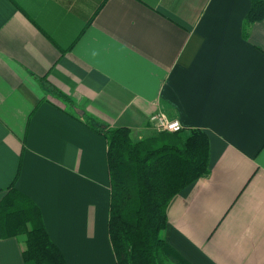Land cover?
<instances>
[{
  "label": "crops",
  "instance_id": "crops-1",
  "mask_svg": "<svg viewBox=\"0 0 264 264\" xmlns=\"http://www.w3.org/2000/svg\"><path fill=\"white\" fill-rule=\"evenodd\" d=\"M250 6L0 0V201L15 180L68 264H117L108 145L90 122L140 139L163 111L210 140V173L170 202L167 241L190 264H264V19L245 35ZM23 249L0 237V264H24Z\"/></svg>",
  "mask_w": 264,
  "mask_h": 264
},
{
  "label": "trees",
  "instance_id": "trees-1",
  "mask_svg": "<svg viewBox=\"0 0 264 264\" xmlns=\"http://www.w3.org/2000/svg\"><path fill=\"white\" fill-rule=\"evenodd\" d=\"M263 19L264 0H251L243 33ZM44 84L71 104L68 94ZM90 125L108 145V231L117 264H190L167 241V211L183 188L210 173L209 135L200 128L188 133L181 128L138 139L127 126L92 120ZM0 237L23 238L24 264H68L47 231L40 207L15 187V180L0 201Z\"/></svg>",
  "mask_w": 264,
  "mask_h": 264
},
{
  "label": "built area",
  "instance_id": "built-area-1",
  "mask_svg": "<svg viewBox=\"0 0 264 264\" xmlns=\"http://www.w3.org/2000/svg\"><path fill=\"white\" fill-rule=\"evenodd\" d=\"M150 125L157 131H176L182 128V123L178 118H170L165 112L157 111L151 114Z\"/></svg>",
  "mask_w": 264,
  "mask_h": 264
},
{
  "label": "water",
  "instance_id": "water-1",
  "mask_svg": "<svg viewBox=\"0 0 264 264\" xmlns=\"http://www.w3.org/2000/svg\"><path fill=\"white\" fill-rule=\"evenodd\" d=\"M76 111L79 113V114H83V110L79 109V108H76Z\"/></svg>",
  "mask_w": 264,
  "mask_h": 264
},
{
  "label": "rangeland",
  "instance_id": "rangeland-1",
  "mask_svg": "<svg viewBox=\"0 0 264 264\" xmlns=\"http://www.w3.org/2000/svg\"><path fill=\"white\" fill-rule=\"evenodd\" d=\"M153 130H154L153 132H159V131H157V130H156V129H154V128H153Z\"/></svg>",
  "mask_w": 264,
  "mask_h": 264
}]
</instances>
